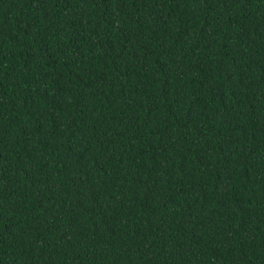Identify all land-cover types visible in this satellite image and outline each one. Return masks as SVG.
<instances>
[{"label": "trees", "instance_id": "obj_1", "mask_svg": "<svg viewBox=\"0 0 264 264\" xmlns=\"http://www.w3.org/2000/svg\"><path fill=\"white\" fill-rule=\"evenodd\" d=\"M0 264H264V0H0Z\"/></svg>", "mask_w": 264, "mask_h": 264}]
</instances>
